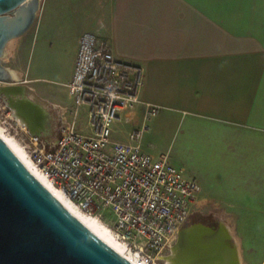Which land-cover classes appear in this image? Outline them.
I'll return each instance as SVG.
<instances>
[{"label": "crops", "instance_id": "1", "mask_svg": "<svg viewBox=\"0 0 264 264\" xmlns=\"http://www.w3.org/2000/svg\"><path fill=\"white\" fill-rule=\"evenodd\" d=\"M83 1L43 0V28L68 35L55 33L56 41L43 44L41 54L57 59V48L71 40L70 32L84 29ZM103 5L107 19L102 36L118 57L145 66L142 98L159 108L147 121L143 148L154 155L169 151L182 167L172 143L180 140L203 154V170L189 174L201 185L196 209L221 207L240 263L264 264V0H107ZM78 43L60 80L55 67L47 75L38 68L18 83L47 108L37 126L28 121V128L41 140L46 137L48 147L59 138H49L54 120H59V130L67 124L73 99L69 94L65 101H50L35 83L59 82L68 89ZM31 92L45 98L58 115ZM10 107L15 116L24 115L16 102ZM145 109L143 103L125 112L127 132L143 125ZM163 137L169 145L157 152L155 140Z\"/></svg>", "mask_w": 264, "mask_h": 264}, {"label": "built area", "instance_id": "2", "mask_svg": "<svg viewBox=\"0 0 264 264\" xmlns=\"http://www.w3.org/2000/svg\"><path fill=\"white\" fill-rule=\"evenodd\" d=\"M145 82L144 65L118 57L108 38L84 31L66 83L71 118L52 147L29 133L28 151L55 186L109 226L134 264H165L163 253L177 244L201 185L169 151L154 155L143 148L147 121L159 111L142 98ZM143 103V125L126 140L114 139L115 123Z\"/></svg>", "mask_w": 264, "mask_h": 264}, {"label": "water", "instance_id": "3", "mask_svg": "<svg viewBox=\"0 0 264 264\" xmlns=\"http://www.w3.org/2000/svg\"><path fill=\"white\" fill-rule=\"evenodd\" d=\"M42 2L0 0L2 94L22 86L23 72L5 62L8 46L31 29ZM207 227L192 244L188 264H241L229 227ZM183 232L175 246L182 244ZM0 264L134 263L60 200L0 135Z\"/></svg>", "mask_w": 264, "mask_h": 264}, {"label": "rangeland", "instance_id": "4", "mask_svg": "<svg viewBox=\"0 0 264 264\" xmlns=\"http://www.w3.org/2000/svg\"><path fill=\"white\" fill-rule=\"evenodd\" d=\"M106 2L107 0L83 1V10H84L83 21L85 27L81 31L78 30L75 32H70L71 35L69 34V36L71 40L65 42V44L57 48L58 51H60V55L57 56V59L47 58L46 56L41 54L42 49L44 48L43 44H46L48 46L51 40L56 41V39L53 38V35L55 33L68 35V32H62V31L50 32L44 29L43 24L41 23L42 22L41 19L42 17H44V15L40 11L39 13L40 15L38 16V19L31 27V29L21 37H18L10 42L8 46L5 62L8 65H10L12 68L22 71L23 78L32 77L34 74H36L35 72L38 70V68L42 69L41 74L47 75L46 70L50 71L53 67H55L58 72L55 76H57L58 79L60 80L67 71L69 57L70 55H72L76 46V42L79 39L81 33L85 29H91L92 31L102 36L101 29L106 27V24L104 22L107 19V13L105 11L106 9L103 10L102 6H104L103 4H106ZM71 10L72 8H70V11ZM21 54H22V58H21L22 62H20V57H19V55ZM29 81L36 82L38 81V79L37 80L32 79ZM2 84L4 85L5 83L0 82V86ZM35 85H39V87H41V89L43 90V92H45V95L49 98L50 101L52 100L65 101L69 99L68 89L62 83L40 81L35 83ZM23 86H25L26 88V95L32 98L30 95L27 94V86L26 85ZM30 94L36 97L37 99H39L40 101L44 102L46 106L51 110L54 116L58 115L57 110L48 101H46L45 98H43L42 96H37L35 92H31ZM8 95L11 100V95L9 92ZM7 100L8 98L4 94L0 93V125L6 133L15 136L18 139V141L22 145H24L27 150H29L28 143H30L29 141L30 129L22 125V123H20L18 117L15 116L13 110L10 108V106H8ZM45 109L47 110V108ZM84 114L85 112L83 109L82 115ZM81 121L83 125L86 124V119ZM59 124H60L59 120L55 119L54 131L53 134L49 137L52 140L57 138V136H59L60 134ZM127 126L128 125L125 123L124 120L116 122L114 125L116 131L113 133V137L116 136L119 138H123L124 135L126 137L129 133L127 132ZM46 141L47 138L43 137L41 144H47ZM155 142L158 147L157 152L162 151L163 149L167 148L169 145V142H167L165 137L155 140ZM172 147L174 148L175 152H179L181 154V158L180 160L177 161V163H179V165L184 166L186 173L188 175L190 173L194 174L197 171L203 170L204 165H206V159L203 154L201 153L198 154L195 151L191 150L190 146L187 143H184L180 140H178L175 143H172L171 149ZM193 214L196 215V218L198 219L199 223H203L215 227L219 226L220 224L228 225V223L226 222V215L223 212L222 208L219 206L217 207L203 206L202 208L200 207L199 209H196ZM175 245L176 244L174 243L165 249L163 253L165 257L164 258L165 264H167L168 261L166 257L172 253L173 246Z\"/></svg>", "mask_w": 264, "mask_h": 264}, {"label": "bare ground", "instance_id": "5", "mask_svg": "<svg viewBox=\"0 0 264 264\" xmlns=\"http://www.w3.org/2000/svg\"><path fill=\"white\" fill-rule=\"evenodd\" d=\"M37 80V79H34ZM5 85V84H4ZM11 95V100L16 102L17 108L24 115L18 113V119L25 127L29 123L32 126H37L40 122V117L46 112L42 104L26 95L25 86L6 88ZM29 121V123H28ZM0 135L7 141L12 149L24 160L28 167L50 188L56 196L62 200L81 220H83L90 228L97 232L101 237L110 242L122 253L125 252V247L122 242L115 238L113 232L105 223L93 215H89L81 210L76 203L62 190L55 186L49 178H47L40 169L34 164L30 157L29 151L22 145L18 139L6 133L0 125ZM208 227L206 224H194L186 228L183 232L182 244L173 246V251L167 258V264H188L190 254H192V244L205 235Z\"/></svg>", "mask_w": 264, "mask_h": 264}, {"label": "flooded vegetation", "instance_id": "6", "mask_svg": "<svg viewBox=\"0 0 264 264\" xmlns=\"http://www.w3.org/2000/svg\"><path fill=\"white\" fill-rule=\"evenodd\" d=\"M8 106H11L12 102L10 100V98L8 97V101H7ZM194 224H199L198 219L196 218L195 214H192L191 217L189 218L188 222L184 225V227L182 228V230H185L186 228L194 225Z\"/></svg>", "mask_w": 264, "mask_h": 264}]
</instances>
